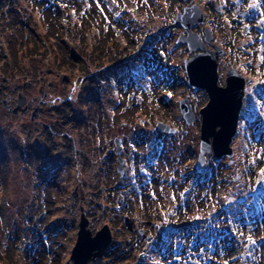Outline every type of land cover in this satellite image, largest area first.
<instances>
[{
    "label": "rangeland",
    "instance_id": "obj_1",
    "mask_svg": "<svg viewBox=\"0 0 264 264\" xmlns=\"http://www.w3.org/2000/svg\"><path fill=\"white\" fill-rule=\"evenodd\" d=\"M193 3L191 30L225 50L218 84L226 66L245 78L233 161L209 152L199 170L208 96L187 84V28L169 25ZM0 69V264H72L82 212L92 235L111 229L103 264H264V0H0ZM19 93H46L39 114L4 106Z\"/></svg>",
    "mask_w": 264,
    "mask_h": 264
},
{
    "label": "water",
    "instance_id": "obj_2",
    "mask_svg": "<svg viewBox=\"0 0 264 264\" xmlns=\"http://www.w3.org/2000/svg\"><path fill=\"white\" fill-rule=\"evenodd\" d=\"M202 20V11L196 4H192L185 6L183 13L177 14L173 22L174 25L181 24L187 28V35H180L177 40L178 44L186 42L192 52V56L184 61L187 82L193 88L205 89L208 95V101L199 110L201 126L198 168L204 164L205 152L213 151L215 156H233L230 142L237 129L244 95V77L235 68H226L225 85L218 84V59L224 54V50L220 45L207 49V43H210L212 38L208 28L204 29V38L191 30L192 25L199 24ZM20 102L19 100L18 105ZM17 108L18 106L14 111ZM180 110L188 123L194 119L195 115L187 98L180 100ZM157 127L162 131H175V128L162 122H158ZM120 150L118 147L116 152ZM119 170L123 172L122 165L119 166ZM87 226L88 219L82 212L70 258L73 264H103L102 255L112 237L109 225L104 224L94 235ZM170 228L171 226L160 227L159 231H167Z\"/></svg>",
    "mask_w": 264,
    "mask_h": 264
},
{
    "label": "flooded vegetation",
    "instance_id": "obj_3",
    "mask_svg": "<svg viewBox=\"0 0 264 264\" xmlns=\"http://www.w3.org/2000/svg\"><path fill=\"white\" fill-rule=\"evenodd\" d=\"M4 14H5V16H6V21H7L6 24H10V25H12L13 22H10V18L6 15V13H4ZM9 22H10V23H9ZM18 57L21 58V55H18ZM19 62H20V59H19ZM10 65H12V64H10ZM16 67H17V66H16ZM0 70H1V69H0ZM27 85H28V82H27V80H26V82H24V86L26 87ZM5 87H6V86H5ZM5 87H4V88H5ZM25 89H26V88H25ZM40 96L43 97L42 101H44V103H45V101L47 100V95H46V93H42V94H40V95H36V96H34L33 98H31V101L28 100V97H27L25 94L19 93L18 96H17V98H16V105L18 106V108H17L16 111H14V109H15L17 106L12 107V106L10 105V103H9L8 101H6V100H3L2 102H3L4 106L7 107V109L11 110L12 113H17L18 111L24 112V111L28 108V106H31V107H32V105H33V103H34L35 106L37 107V110L33 113V115H34V114H37V113L39 114V111H40V104H41V99H39ZM19 100H20L21 102H20L19 105H18ZM22 106H24V108H23ZM35 106H33V107L35 108ZM0 148H1V142H0ZM43 148H45V147H43ZM1 157H2V155L0 154V159H1Z\"/></svg>",
    "mask_w": 264,
    "mask_h": 264
},
{
    "label": "trees",
    "instance_id": "obj_4",
    "mask_svg": "<svg viewBox=\"0 0 264 264\" xmlns=\"http://www.w3.org/2000/svg\"><path fill=\"white\" fill-rule=\"evenodd\" d=\"M13 25V24H12ZM84 25V24H83ZM99 42H101V41H98V42H96V43H98L99 44ZM102 43V42H101ZM25 50L27 51V52H30V55H31V57H32V55L34 54V53H36L35 52V48H31V49H28V48H25ZM54 52L56 53V54H58L59 52H60V56H61V59H60V63L61 64H66L68 61H67V59H65L64 58V54H63V50H62V48H61V45H60V42L54 47ZM102 51H104V49H102ZM106 51V50H105ZM64 52H65V49H64ZM111 58V56L109 57V59Z\"/></svg>",
    "mask_w": 264,
    "mask_h": 264
}]
</instances>
